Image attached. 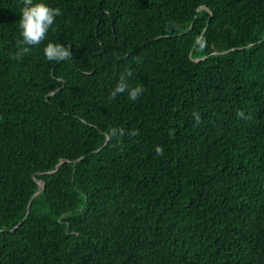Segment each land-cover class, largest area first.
I'll list each match as a JSON object with an SVG mask.
<instances>
[{"label":"trees","instance_id":"16d2710c","mask_svg":"<svg viewBox=\"0 0 264 264\" xmlns=\"http://www.w3.org/2000/svg\"><path fill=\"white\" fill-rule=\"evenodd\" d=\"M42 2L17 60L0 0V264H264V0Z\"/></svg>","mask_w":264,"mask_h":264},{"label":"clouds","instance_id":"9594fccd","mask_svg":"<svg viewBox=\"0 0 264 264\" xmlns=\"http://www.w3.org/2000/svg\"><path fill=\"white\" fill-rule=\"evenodd\" d=\"M24 6L21 9V15L19 19V28L21 39L17 41V51L13 56V59H22L24 56L31 53V49L34 46H38L45 41L47 38L50 28L55 23L57 16L62 15V12L57 7H51L48 4L39 0V2H34V0H23ZM194 44L198 45L200 48L205 47V40L203 34L198 35ZM44 56L48 61L63 62L69 60L73 57V52L71 46H65L62 43H54L49 41L43 49ZM127 75H131L128 72ZM145 89L142 85H131L128 83L125 75H121L120 80L111 91L109 99L115 100L118 95L127 93L129 100H138ZM196 118V122H200V117L198 113H193ZM238 116L243 117V112H238ZM129 135H138V131H132L128 133ZM110 136L116 137L119 135L123 137L125 131L120 128H113L110 130ZM123 146L121 145V148ZM155 152L158 156L164 154V149L157 145L155 147Z\"/></svg>","mask_w":264,"mask_h":264},{"label":"water","instance_id":"95a60500","mask_svg":"<svg viewBox=\"0 0 264 264\" xmlns=\"http://www.w3.org/2000/svg\"><path fill=\"white\" fill-rule=\"evenodd\" d=\"M196 61H200V60H196ZM107 145V144H106ZM60 167V166H59ZM44 185L42 184V187L40 188V190L38 191V193L37 194H40V193H42L43 192V190H44Z\"/></svg>","mask_w":264,"mask_h":264}]
</instances>
